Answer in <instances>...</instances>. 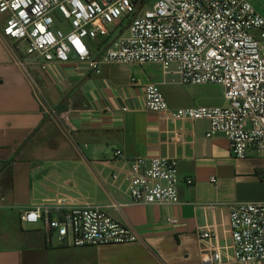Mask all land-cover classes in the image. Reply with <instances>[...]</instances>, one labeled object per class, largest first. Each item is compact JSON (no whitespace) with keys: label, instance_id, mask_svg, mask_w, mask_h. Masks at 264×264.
Returning <instances> with one entry per match:
<instances>
[{"label":"crops","instance_id":"obj_1","mask_svg":"<svg viewBox=\"0 0 264 264\" xmlns=\"http://www.w3.org/2000/svg\"><path fill=\"white\" fill-rule=\"evenodd\" d=\"M134 1L140 12L151 9L145 6L149 0ZM248 1L263 16L264 0ZM6 18L0 14V35ZM111 33L87 41L92 57L115 37ZM32 60L0 36V264H203L197 231L207 226H216L219 243L230 246V205L264 201V157L251 151L236 159L224 135L206 137L208 122L173 124L168 113L144 105L145 87L156 84L170 112L224 107L222 87L181 85L157 65H102L95 76L82 64L76 72L74 61L41 70ZM28 74L65 119L43 114ZM139 157L176 160L179 205L132 203L123 171ZM62 202L99 207L137 230L140 239L58 246L42 224L27 229L21 222L36 205ZM168 218L178 223L170 226ZM225 257L223 264H239L231 261L230 249Z\"/></svg>","mask_w":264,"mask_h":264},{"label":"built area","instance_id":"obj_2","mask_svg":"<svg viewBox=\"0 0 264 264\" xmlns=\"http://www.w3.org/2000/svg\"><path fill=\"white\" fill-rule=\"evenodd\" d=\"M0 14L7 15L3 43L22 48L41 70L74 61L76 72L82 64L100 76L102 65L149 64L160 66L165 75L175 74L181 85L222 87L224 107L170 112L159 86L148 84L145 109L168 113L173 124L208 122L206 137L224 135L236 159H246L251 151L264 157V17L248 0H156L144 12L134 0H0ZM112 27L119 29L117 36L92 57L87 41L109 35ZM28 77L43 114L65 119ZM114 156L123 154L115 151ZM123 173L133 204H180L176 160L139 157ZM21 222L42 224L58 246L121 245L140 239L137 230L115 222L99 207L36 205L22 214ZM167 223L175 226L178 220L168 218ZM229 232L231 244L222 246L216 226L198 229L203 264H223L229 249L233 262L264 261V201L231 204Z\"/></svg>","mask_w":264,"mask_h":264},{"label":"rangeland","instance_id":"obj_3","mask_svg":"<svg viewBox=\"0 0 264 264\" xmlns=\"http://www.w3.org/2000/svg\"><path fill=\"white\" fill-rule=\"evenodd\" d=\"M155 1L156 0H149V1H147L146 2V4H145V6H146V8H152V6L154 5V3H155ZM261 13L263 14V16H264V11H261ZM111 30H112V35L114 34L115 36H117V32H119V29L117 28V27H112L111 28ZM154 65H145V68H147V69H151V70H153V69H155L156 67H153ZM36 225H26V224H24V227L25 228H27V229H29V228H32V227H35Z\"/></svg>","mask_w":264,"mask_h":264}]
</instances>
